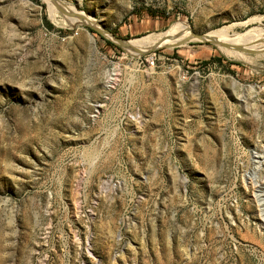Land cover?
<instances>
[{
    "label": "rangeland",
    "instance_id": "obj_1",
    "mask_svg": "<svg viewBox=\"0 0 264 264\" xmlns=\"http://www.w3.org/2000/svg\"><path fill=\"white\" fill-rule=\"evenodd\" d=\"M57 1L0 0V264H264V40L115 38L264 0Z\"/></svg>",
    "mask_w": 264,
    "mask_h": 264
},
{
    "label": "bare ground",
    "instance_id": "obj_2",
    "mask_svg": "<svg viewBox=\"0 0 264 264\" xmlns=\"http://www.w3.org/2000/svg\"><path fill=\"white\" fill-rule=\"evenodd\" d=\"M50 5L53 7L54 10L59 9L60 7L65 9L64 3H60L57 0H48ZM67 20V19H66ZM79 19L76 18H69V22L76 24V22ZM262 21V18L260 17H251L249 20L245 21L252 22V21ZM242 25V24H241ZM264 25V24H263ZM189 25L185 23V21H179L172 25V27L165 32L158 33V34H151L147 35L141 38L131 39L127 41V46L135 51L136 53L144 52L147 49L151 48L154 45H177L182 41H186L184 38L185 36H175L180 33H186L190 32L192 35H194V31L189 30ZM233 25H226L218 29L211 30L204 34L203 38L205 40L212 41L213 43H219V48L222 52H224L226 55L231 57H243V54L241 52L242 49H237L235 46H240L243 42L240 40L249 38H260L264 40V27H251L244 33H238L237 31H234ZM111 37V35H110ZM175 37V38H174ZM196 39H199L195 37ZM264 43V41H261ZM185 43V42H184ZM128 50V49H127ZM110 73V72H109ZM111 78V77H110ZM263 215H264V208H263Z\"/></svg>",
    "mask_w": 264,
    "mask_h": 264
},
{
    "label": "water",
    "instance_id": "obj_3",
    "mask_svg": "<svg viewBox=\"0 0 264 264\" xmlns=\"http://www.w3.org/2000/svg\"><path fill=\"white\" fill-rule=\"evenodd\" d=\"M59 10H60L61 12H63L64 14L67 15V12H66V10H65L64 8L60 7ZM71 15H72V14H71ZM84 23H85V22H84ZM86 24H89V23H86ZM89 25H91V24H89ZM109 33H111V32H109ZM193 36L199 38L200 40H205V39L203 38L204 34H199V33H195V32H194V35H193ZM115 38L118 40V42H119L120 45H122V46H127V40H125V39H123V38H120V37H115ZM186 41H187V40H186ZM186 41H182V42H180L179 44H177V45H175V46L181 45V44H183V43L186 42ZM211 42H212V41H211ZM235 48H237V49H242L240 46H235ZM245 51H246V52H250V53H257V52H258V51H256V50H245Z\"/></svg>",
    "mask_w": 264,
    "mask_h": 264
},
{
    "label": "trees",
    "instance_id": "obj_4",
    "mask_svg": "<svg viewBox=\"0 0 264 264\" xmlns=\"http://www.w3.org/2000/svg\"><path fill=\"white\" fill-rule=\"evenodd\" d=\"M48 26H49V27H52V25H51V24H49V23H48Z\"/></svg>",
    "mask_w": 264,
    "mask_h": 264
}]
</instances>
